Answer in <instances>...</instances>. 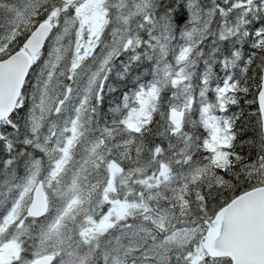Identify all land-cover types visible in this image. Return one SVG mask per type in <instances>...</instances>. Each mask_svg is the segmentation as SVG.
<instances>
[{
  "label": "snow or ice",
  "instance_id": "obj_1",
  "mask_svg": "<svg viewBox=\"0 0 264 264\" xmlns=\"http://www.w3.org/2000/svg\"><path fill=\"white\" fill-rule=\"evenodd\" d=\"M0 264H264V0H0Z\"/></svg>",
  "mask_w": 264,
  "mask_h": 264
}]
</instances>
